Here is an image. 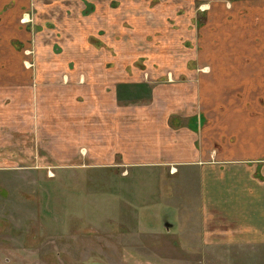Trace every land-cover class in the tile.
Listing matches in <instances>:
<instances>
[{
	"label": "crops",
	"instance_id": "obj_1",
	"mask_svg": "<svg viewBox=\"0 0 264 264\" xmlns=\"http://www.w3.org/2000/svg\"><path fill=\"white\" fill-rule=\"evenodd\" d=\"M113 2H48L59 13L55 34L73 41L55 61L39 67L36 80L26 52L31 33L20 21L32 0H0V151L25 143L27 101L49 91L41 109L47 113L44 124L65 135L68 145L88 142L92 124L102 134L101 148L128 150L134 164L168 166L172 172L191 166L198 178L193 208L198 226L193 232L201 244L258 247L264 255V0L203 2L206 19L197 28L195 46L182 50V57L165 23L151 27L158 36L148 40V21L133 13L138 3ZM84 15H99L98 27ZM124 33L129 35L123 43ZM89 35L113 45L116 55L105 52L94 65L83 61ZM141 43L149 44L151 52L140 70L152 69L153 75L149 84L138 87L144 81L135 67L143 54L137 51ZM123 47L130 54L123 56ZM96 68L117 72L95 83L89 71ZM126 68L130 76L118 72ZM43 74L49 76L48 84H42ZM95 86L103 89L84 100L90 88L99 89ZM91 117L99 123H91ZM5 159L9 162V156ZM183 207L191 210L187 201Z\"/></svg>",
	"mask_w": 264,
	"mask_h": 264
},
{
	"label": "rangeland",
	"instance_id": "obj_2",
	"mask_svg": "<svg viewBox=\"0 0 264 264\" xmlns=\"http://www.w3.org/2000/svg\"><path fill=\"white\" fill-rule=\"evenodd\" d=\"M49 1L32 0L30 20L24 23L31 32L26 49L31 66L27 64L36 80L39 67L55 61L73 41L55 34L59 13ZM133 1L138 3L133 13L148 21L145 38L158 36L151 27L165 23L178 44L179 57L182 50L195 46L197 28L207 16L199 11L207 0ZM165 3L173 6L162 8L160 4ZM84 20L96 27L101 22L99 15H84ZM128 35L124 33L123 43ZM163 36L160 41H166ZM88 41L83 61L94 65L105 54L116 55L113 45L106 46L96 35H89ZM138 47L134 50L143 54L137 56L135 67L140 70L151 47L145 43ZM126 48L123 56L130 54ZM110 72L117 70H90V80L101 83L98 79ZM118 72L130 76L131 69ZM141 72L143 80L152 79V69ZM43 77L42 84H48L49 76ZM95 87L99 89L90 88L84 100L103 89ZM61 92L65 95V90ZM46 93L41 90L35 100L27 101L25 143L0 151V161L5 162L0 164V264H264L258 247L208 248L201 244L193 232L198 226L193 209L198 178L191 166H179L172 172L168 166L134 164L127 157L128 150L101 148L105 146L99 144L102 134L97 133V126L92 130V124L88 142L68 145L65 135L44 124L47 113L41 109ZM106 108L112 107L107 103ZM90 121L98 124L99 118ZM110 122L107 118V125ZM56 141L62 146L57 147ZM186 201L191 210L183 207ZM166 220L171 222L169 229Z\"/></svg>",
	"mask_w": 264,
	"mask_h": 264
},
{
	"label": "flooded vegetation",
	"instance_id": "obj_3",
	"mask_svg": "<svg viewBox=\"0 0 264 264\" xmlns=\"http://www.w3.org/2000/svg\"><path fill=\"white\" fill-rule=\"evenodd\" d=\"M205 11H206V8H203V9H201V11H199V15H205ZM22 21H21V23L22 24H24L25 22H27L28 20H30V16H29V13L27 12V14L24 16V17H22ZM199 24V23H198ZM29 31V33H31L30 32V30H28ZM29 65L31 66V64L29 63ZM109 66V65H108ZM144 69V68H143ZM166 74H168V73H166ZM145 75H146V77L145 78H147V73L145 72ZM145 83V84H144ZM147 84H149L148 83V80H144L143 81V83H139V85H138V87H141V86H146ZM122 85H124V82L121 84V85H119V86H122Z\"/></svg>",
	"mask_w": 264,
	"mask_h": 264
},
{
	"label": "water",
	"instance_id": "obj_4",
	"mask_svg": "<svg viewBox=\"0 0 264 264\" xmlns=\"http://www.w3.org/2000/svg\"><path fill=\"white\" fill-rule=\"evenodd\" d=\"M171 226V223L169 221L166 220V223H165V228L166 229H169Z\"/></svg>",
	"mask_w": 264,
	"mask_h": 264
}]
</instances>
